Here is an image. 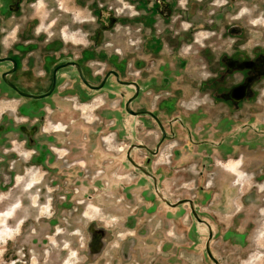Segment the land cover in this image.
<instances>
[{
    "label": "rangeland",
    "instance_id": "rangeland-1",
    "mask_svg": "<svg viewBox=\"0 0 264 264\" xmlns=\"http://www.w3.org/2000/svg\"><path fill=\"white\" fill-rule=\"evenodd\" d=\"M79 1L89 6L63 0L70 13L40 7L1 26L0 57L21 40L36 42L25 47L33 71L41 72L35 92L44 93L54 65L84 49L89 83L99 84L107 70L140 81L132 110L142 104L158 113L155 99L172 94L170 132L161 112V142L151 117L128 114L132 87L111 75L89 89L65 66L50 95L35 104L13 91L4 95L0 81V264H214L204 250L208 227L195 221L187 202L171 208L157 196L151 178L126 158L134 143L158 146L153 155L134 147L129 156L170 202L192 199L210 226L208 247L218 264H264V100L257 89L232 110L200 89L211 71L225 69L239 37L245 59L259 64L264 0H218L219 7L215 0H155L184 9L183 27H194L178 47L157 24L165 22L159 8L153 30L164 35L150 37L147 0ZM36 15L34 28L21 26L23 16ZM143 38L149 44L139 43ZM5 67L0 63V75ZM234 72L239 79L242 72ZM218 119L223 125L211 128Z\"/></svg>",
    "mask_w": 264,
    "mask_h": 264
},
{
    "label": "flooded vegetation",
    "instance_id": "flooded-vegetation-1",
    "mask_svg": "<svg viewBox=\"0 0 264 264\" xmlns=\"http://www.w3.org/2000/svg\"><path fill=\"white\" fill-rule=\"evenodd\" d=\"M168 3H173V1L171 0H166ZM54 2V8L52 7H47V5L49 4H53ZM75 2V1H74ZM74 2L72 4H74ZM148 2V8L150 10L151 15H149V25H152L148 30H149V35L150 37L154 39L161 40V38L163 37V35L165 34V38L167 40V42H169L170 44L172 43L173 45H175V47H178L180 44H182V42L184 40L187 39V34L185 32V30L187 28H185L184 25V17H185V11L184 9H179L177 8L179 11H177V9H175L173 7V5H166L162 4L160 2L156 3L155 0H147ZM227 0H224L223 3L221 4L222 6L224 4H227ZM84 2L77 0V5L79 6V8L81 7H88L89 6V2H87V4H83ZM63 4V0H0V27L1 26H7V23H13V21L15 20H20V15L21 14H34L35 10L40 9V7H42V9L45 10V12H52L53 13H57L59 16H61V14H63L60 11L66 12V13H70L69 10H67L64 6H62ZM213 5H215V7H219L218 5V0H215V2H213ZM133 8H135V6L132 4ZM159 8L160 12H161V17L163 18V20L165 22H169L171 21L170 26H165L163 21L158 20L157 24H159L161 26V32H164V34H161V32H159L157 35H154V15H155V9ZM183 10V11H182ZM177 12V13H176ZM216 11L214 10V13ZM44 14V13H43ZM216 15V14H215ZM24 17V20L21 22V26L26 29V30H30L32 28H34L35 24L38 21L39 15L34 16V18L28 16V17ZM213 27H215L217 29V26H219V22L218 19H214L213 21ZM193 26V25H191ZM190 26V27H191ZM163 27V28H162ZM160 28V27H159ZM177 28V29H175ZM141 29V28H140ZM194 30L193 28H188V31ZM170 30H172L170 32ZM1 31H3L0 28V33ZM215 34L217 35V32L215 31ZM146 36V35H145ZM144 36V37H145ZM192 36V34H191ZM221 36V35H220ZM223 37V36H222ZM145 39V40H144ZM240 40L241 37H239L237 40H233L232 42V52L229 53V57L226 58L227 59V66L225 67V69H220L221 72H217L216 70L211 71L210 73L212 74L206 81H201L200 83V89H202V91H206L205 96H210L209 98H211L213 101H221V104L226 106L227 109H234L235 107H238L240 105V103L244 100L246 101H250L251 98L254 97L255 92H257V89L259 90V96L261 99V102H263L264 100V51L260 50V52H258L259 56L257 55L256 58H258L259 64L255 63L254 61L245 59V48L244 45L240 44ZM20 42V41H19ZM15 43V50L16 51H12V49H10V47L8 48V50L6 51L5 55L0 57V58H5L4 61H1L0 63H5L6 67L5 70L2 72L6 73L5 74V81L2 80L1 75H0V81L3 83V85L5 86V91L3 92L4 95L9 96L8 94L9 91H13L14 94L20 96V97H25L28 98V100L32 101L33 104L36 103V101L40 98H31L25 95H19L14 91L13 86H11V83L14 84V86L20 90L21 92H27V94H33V95H37V93H41V92H35L36 90V86H38L40 84V78H38V75H40L41 72L39 73H35L33 71V69L35 68V64H32V58L30 56V54H28V50H31V47L27 50V48L25 46H30V45H35L31 44L33 43V41H22L20 43ZM54 42V41H52ZM148 43L149 41L148 39L146 40V38H143V40L139 39V43ZM1 43V41H0ZM58 43V42H57ZM14 45V43H13ZM82 53H80L79 57H76V60H72L70 58H66L64 59V61L61 63L63 64L64 62H74L77 63L78 65H80L81 67V75L83 78H85V71L86 68L84 65H82L81 62H83L84 60H86V58H88V51L82 49L81 50ZM25 55V56H24ZM28 57V58H27ZM244 57V58H242ZM14 62V67L12 65V60ZM23 59V60H22ZM22 60V61H21ZM137 61L134 59L133 63H136ZM81 63V64H80ZM61 64H55L52 71L50 72V85L48 87V89L50 88V86L52 85V76H53V72L55 71V69L61 65ZM66 67H71L73 69L76 70L75 74L76 76L82 81V79L79 77L78 73H77V69L75 66L72 65H65ZM63 66V67H65ZM62 68H58V70L55 72L54 75V80H55V86H57L58 81L57 77H58V73L63 69ZM235 70H240L242 72L241 76L239 79H236V75H235ZM251 71H254L253 74H251ZM34 72V73H33ZM162 72V71H161ZM213 72V73H212ZM37 74L36 78L34 77L33 82L31 81V76L32 74ZM157 73V72H155ZM162 75V81L159 82L160 87L162 85L165 84L166 80H165V76L163 74ZM35 76V75H34ZM155 76V75H154ZM86 79V78H85ZM136 81V80H135ZM83 83V81H82ZM140 81H136V84L138 86V89H140L139 86ZM25 84H27V86H24ZM84 84V83H83ZM53 86V89L54 87ZM32 87V89L30 88ZM158 89V88H157ZM133 90V87H132ZM48 91V90H47ZM52 92V91H51ZM50 92V93H51ZM134 92V90H133ZM139 94H140V90H139ZM139 97V95H138ZM42 98V97H41ZM45 98V97H44ZM43 99V98H42ZM137 96L132 100L133 102L137 101ZM131 101V102H132ZM168 102V97L164 96V93L159 95V98L157 99V107L158 110L160 112L161 109V105H165L164 103ZM205 102V101H204ZM136 107V106H135ZM168 108H166L165 110H162V116L167 115L168 116ZM145 110L143 107H138L135 108V111H143ZM152 112V111H151ZM157 118L158 120L161 122V125L163 122L162 118L160 116H158V113L152 112ZM137 116H140L139 114H135ZM149 117H151V115L147 114ZM151 120L153 122H155L156 124V120L151 117ZM169 120V119H168ZM168 122V121H167Z\"/></svg>",
    "mask_w": 264,
    "mask_h": 264
},
{
    "label": "water",
    "instance_id": "water-1",
    "mask_svg": "<svg viewBox=\"0 0 264 264\" xmlns=\"http://www.w3.org/2000/svg\"><path fill=\"white\" fill-rule=\"evenodd\" d=\"M5 58H0V62L1 61H4ZM12 61V65L14 67V62H13V59L11 60ZM65 65H72V66H75L76 69L78 70L77 73L79 75V77L82 79L83 83L85 84V86H87L89 89H95V90H98L102 87V85H104L105 81L107 80V76L111 75L113 76L116 81L122 83L124 86H131L133 87V94L131 97L127 98L126 101H125V110L128 114H131V115H135V114H149L151 115V117H153L155 120H156V125L158 126L159 130L161 131V137H160V140L159 142H161V140L166 136V130H164L163 126L161 125V122L158 120V118L151 112V110L149 109H146V110H143V111H135V109H131L130 107V103L131 101L138 95H139V89H138V86L136 84V81L135 80H131V81H123L122 79H120V77H118V74L115 70H107L105 71L104 73V76H103V79L102 81L95 85L94 83H89L85 78L82 77L81 75V67L80 65H78L77 63H74V62H64L63 64L59 65L55 71L53 72V76H52V85L50 86V88L48 89V91L44 92V93H37V95H33V94H27V92H21L20 90H18L14 84L11 83V86H13L14 88V91L19 94V95H25V96H28V97H31V98H44V97H47L50 95V92L53 90V86H55V80H54V75H55V72L58 70V68H62L63 66ZM5 74L6 73H3L1 74V78L3 81H5ZM134 147H139V148H144L145 150H147V153H150V154H155L157 151H158V146H156L154 148V150H152V148H149L147 146H145L144 144H140V143H134V144H131L129 149L126 151V158L131 162V164H133L134 167H137L140 171H142L144 174H146L148 177L151 178L152 180V183L155 187V192L157 194V196L159 198H161V200H163V202L166 203V205H168V207H171V208H174V207H177L178 204H183V203H188V206H189V210L192 212V214L194 215V218L197 222L199 223H203L204 225H206L208 227V230H207V240H206V244L204 246V250H206V254H208L210 260L214 263V264H218L217 261L213 258V255L211 253V250H209V247H208V244H209V241L210 239L212 238L211 237V232H210V226L207 224V223H204L202 220H200L198 214L196 213V210L194 209L193 207V201L192 199H178L176 202H170L167 198H165L164 196H162L158 191V187H157V184L155 183V177L153 176V174L149 171H146L143 167L139 166V163H137L136 161L134 162L132 160V158H130L129 156V151H131Z\"/></svg>",
    "mask_w": 264,
    "mask_h": 264
},
{
    "label": "crops",
    "instance_id": "crops-1",
    "mask_svg": "<svg viewBox=\"0 0 264 264\" xmlns=\"http://www.w3.org/2000/svg\"><path fill=\"white\" fill-rule=\"evenodd\" d=\"M172 94H166V95H164L165 97H168V102H166V103H164L165 105H161L162 107H161V109H160V114H162V110L164 109H166V108H168L167 109V111H168V116H169V109H170V106H169V104L171 103L170 102V96H171ZM173 99V98H172ZM157 98L155 99V101H154V103L157 105ZM136 106V108H138V107H143L142 106V104H138V106L137 105H135ZM135 109V108H134ZM147 109H150L149 107H147ZM155 109L157 110L158 109V107L156 106L155 107ZM150 110H153V109H150ZM158 113H159V111H158ZM164 115V114H163ZM132 116H135V117H138L137 115H132ZM158 116H160L159 114H158ZM169 120H167L168 122H166V125H164V127H166L167 129L166 130H168V132H170V129H169V124L171 123V121H172V119H171V117L169 116V118H168ZM223 121H226L225 119L223 120ZM229 122H231L230 120H228ZM163 122H165L164 120H163ZM195 124H196V122H194ZM223 122L222 121H220L219 122V119L217 120V121H215V123L213 122V123H211V128H214L215 129V127H220L221 125H223L222 124ZM226 125H228V122L226 121ZM222 130H220V132H221ZM222 134H224L223 132H222ZM217 146H218V144H217ZM218 148H219V146H218ZM217 148V149H218ZM244 155L242 156V159H243V163H244ZM221 158H223V156L221 157ZM218 162H223V161H218ZM219 165V164H218ZM241 166H242V163H241ZM223 169V171H228V172H230V171H232L231 169L230 170H228V169H226V168H224L223 166H221ZM231 173H233V172H231ZM196 221V220H195Z\"/></svg>",
    "mask_w": 264,
    "mask_h": 264
}]
</instances>
